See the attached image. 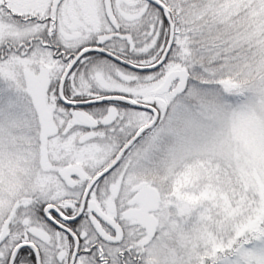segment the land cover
<instances>
[{"label":"snow or ice","instance_id":"snow-or-ice-1","mask_svg":"<svg viewBox=\"0 0 264 264\" xmlns=\"http://www.w3.org/2000/svg\"><path fill=\"white\" fill-rule=\"evenodd\" d=\"M0 264H264V0H0Z\"/></svg>","mask_w":264,"mask_h":264}]
</instances>
